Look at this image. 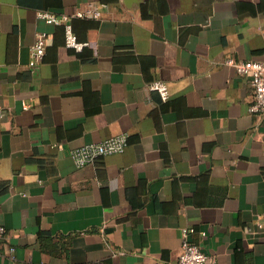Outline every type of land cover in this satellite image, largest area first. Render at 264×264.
<instances>
[{"label":"crops","instance_id":"crops-1","mask_svg":"<svg viewBox=\"0 0 264 264\" xmlns=\"http://www.w3.org/2000/svg\"><path fill=\"white\" fill-rule=\"evenodd\" d=\"M88 4L81 50L39 16ZM230 57L264 59V0H0V264H176L183 228L218 264H264V113Z\"/></svg>","mask_w":264,"mask_h":264},{"label":"built area","instance_id":"built-area-1","mask_svg":"<svg viewBox=\"0 0 264 264\" xmlns=\"http://www.w3.org/2000/svg\"><path fill=\"white\" fill-rule=\"evenodd\" d=\"M102 15V10L94 5L88 4L86 7H78L72 14H57L51 11H40L39 16L50 23H63L65 25L66 45L81 50L87 42L78 40L74 32L71 18L93 17L98 18ZM46 33L39 32L31 48V58L29 66L36 69L43 61L46 54ZM228 64L235 67L237 72L251 78L254 97L250 105V110L254 113H264V59L236 60L230 57L226 60ZM150 90L157 91L163 99L169 97V86L162 80H155L148 84ZM4 111L0 110V116ZM129 144L127 133L112 135L101 141L82 144L70 150V156L77 166L94 163L99 157L109 154L124 152ZM193 228L182 229L181 252L176 264H218L216 255L205 253L198 244L189 239V232ZM6 233V227L0 225V241Z\"/></svg>","mask_w":264,"mask_h":264}]
</instances>
